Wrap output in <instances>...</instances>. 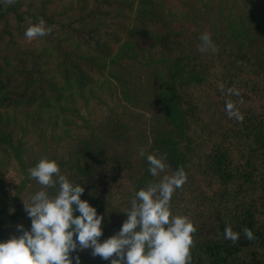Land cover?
Returning <instances> with one entry per match:
<instances>
[{"label": "trees", "instance_id": "trees-1", "mask_svg": "<svg viewBox=\"0 0 264 264\" xmlns=\"http://www.w3.org/2000/svg\"><path fill=\"white\" fill-rule=\"evenodd\" d=\"M39 18L53 31L28 40ZM203 32L217 51H198ZM100 78L116 80L121 97L147 113L141 147L128 145L138 120L113 115L105 139L93 134L49 159L103 215L101 242L155 179L147 155H166L169 174L182 166L187 175L170 208L196 227L191 264H264V0H0V166L23 163L17 112L63 110ZM229 100L242 122L227 116ZM226 222L239 233L235 243L224 238ZM19 224L31 228L24 210L0 212V241L21 235ZM91 251L78 252L81 264H110Z\"/></svg>", "mask_w": 264, "mask_h": 264}, {"label": "clouds", "instance_id": "clouds-1", "mask_svg": "<svg viewBox=\"0 0 264 264\" xmlns=\"http://www.w3.org/2000/svg\"><path fill=\"white\" fill-rule=\"evenodd\" d=\"M12 4L15 0H4ZM51 26L43 18L30 23L25 30L28 40L50 35ZM198 51H217L211 34L203 32ZM221 92L224 85L218 86ZM229 95H239L232 88ZM227 116L242 122L243 115L232 101H226ZM141 156L144 152L141 151ZM166 155L148 154L149 172L154 180L135 192L130 210L124 211L127 219L119 231L101 242L103 215L95 207L82 200L84 186L70 181L61 173L55 160L43 156L29 169V175L41 186V190L24 202V210L31 219V228L17 225L22 234L12 235L0 241V264H81L78 252L91 248L93 257L110 260V264H191L193 233L196 227L190 217L173 214L170 204L174 192L187 182L181 166L171 174L166 170ZM163 174V175H162ZM58 191L49 194L48 188ZM79 212V215L74 213ZM244 235L253 239V233L245 228ZM224 238L235 243L239 233L231 225L224 229ZM72 253H77L74 257Z\"/></svg>", "mask_w": 264, "mask_h": 264}, {"label": "rangeland", "instance_id": "rangeland-1", "mask_svg": "<svg viewBox=\"0 0 264 264\" xmlns=\"http://www.w3.org/2000/svg\"><path fill=\"white\" fill-rule=\"evenodd\" d=\"M206 9L209 13L204 16L202 14L201 17L209 23V16L212 15L215 4L211 2V7L203 10ZM136 71L140 82L147 85L148 76L144 74L145 69L137 65ZM113 115H131L138 120L128 145L141 147L147 113L121 97L118 82L113 78H100L91 87L74 93L73 101L65 102L63 110L30 113L27 116L17 112L13 123L16 133L25 143V152L22 164L11 159L0 166V212L17 208L24 210L23 200L30 201L31 196L41 190L42 186L29 175V169L34 167L41 157L50 158L65 154L73 148H78L81 139H93V134L105 139L107 120Z\"/></svg>", "mask_w": 264, "mask_h": 264}]
</instances>
